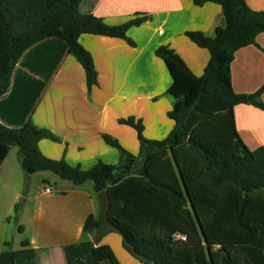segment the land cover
<instances>
[{"label":"trees","instance_id":"trees-1","mask_svg":"<svg viewBox=\"0 0 264 264\" xmlns=\"http://www.w3.org/2000/svg\"><path fill=\"white\" fill-rule=\"evenodd\" d=\"M81 1L0 0V98L9 90L16 64L48 40L59 42L80 64L90 93L97 72L78 38L105 36L133 46L127 31L150 19L136 15L110 26L94 15H81ZM190 1L197 7L218 5L223 24L215 28L213 37L184 33L208 52L200 76L168 46L155 50L170 75L167 94L173 100L167 116L174 126L163 140L145 139L142 122L134 117L120 119L118 123L135 130L139 154L103 135L104 142L118 152V163L97 162L82 170L40 152L41 140L59 141L48 130L30 121L17 126L0 122V163L15 147L26 177L47 171L74 185L90 181L96 195L106 192L109 221L117 228L123 248L143 264H264V146L250 150L244 145L233 113L240 104L264 111L260 100L264 85L250 95L235 93L230 67L235 53L255 45L256 37L264 33V12L251 10L244 0ZM36 92L30 93L33 103ZM17 212L15 205L11 219L22 233ZM98 226V216H87L82 230L93 239L79 243L83 256L75 264H119L110 247L100 244ZM16 258H35L27 240L17 251L0 252V264H15Z\"/></svg>","mask_w":264,"mask_h":264},{"label":"crops","instance_id":"crops-1","mask_svg":"<svg viewBox=\"0 0 264 264\" xmlns=\"http://www.w3.org/2000/svg\"><path fill=\"white\" fill-rule=\"evenodd\" d=\"M244 1L251 10L264 12V0ZM78 11L110 26L136 15L150 19L127 31L133 46L105 36L78 38L97 72V84L90 93L82 67L59 42L48 40L32 48L16 64L9 90L0 98V122L17 126L30 121L48 130L59 141L41 140L40 152L87 170L97 162L116 165L119 161L118 152L104 142L103 135L115 139L131 154H139L135 130L118 123L120 119L140 120L147 140H163L169 134L174 126L167 116L173 102L167 94L171 78L155 50L168 46L195 76H200L208 52L184 33L197 31L213 37L223 18L218 5L197 7L190 0H82ZM230 67L235 93L250 95L263 86L264 33L256 37L255 45L238 50ZM35 90L33 103L30 93ZM260 100L264 101V92ZM233 113L244 145L250 150L264 146V111L240 104ZM22 171L17 149L10 148L0 163V252L17 251L27 240L35 258H16L15 264H75L83 256L79 243L93 239L92 234L83 233L84 222L87 216L99 214L92 183L74 185L47 171L26 177ZM15 205L22 233L11 219ZM100 244L110 247L119 264H143L123 248L116 231L103 234Z\"/></svg>","mask_w":264,"mask_h":264},{"label":"water","instance_id":"water-1","mask_svg":"<svg viewBox=\"0 0 264 264\" xmlns=\"http://www.w3.org/2000/svg\"><path fill=\"white\" fill-rule=\"evenodd\" d=\"M97 201H98V206H99V226L96 230V235L97 236H102L103 234L109 232V231H116L117 228L113 226V224L109 221L108 219V197L106 192H100L96 195Z\"/></svg>","mask_w":264,"mask_h":264},{"label":"built area","instance_id":"built-area-1","mask_svg":"<svg viewBox=\"0 0 264 264\" xmlns=\"http://www.w3.org/2000/svg\"><path fill=\"white\" fill-rule=\"evenodd\" d=\"M157 33H158V34H162V30H158ZM45 191H46V192H49V189H46ZM177 238H178V236H177Z\"/></svg>","mask_w":264,"mask_h":264},{"label":"rangeland","instance_id":"rangeland-1","mask_svg":"<svg viewBox=\"0 0 264 264\" xmlns=\"http://www.w3.org/2000/svg\"><path fill=\"white\" fill-rule=\"evenodd\" d=\"M23 172V171H22ZM52 174V173H51ZM44 186H47V184H44Z\"/></svg>","mask_w":264,"mask_h":264}]
</instances>
